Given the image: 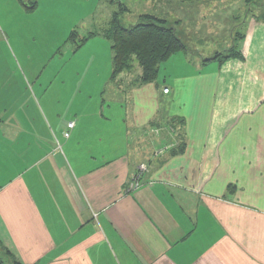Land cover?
Here are the masks:
<instances>
[{
    "label": "crops",
    "instance_id": "crops-1",
    "mask_svg": "<svg viewBox=\"0 0 264 264\" xmlns=\"http://www.w3.org/2000/svg\"><path fill=\"white\" fill-rule=\"evenodd\" d=\"M23 8L0 0V55ZM249 23L241 59L198 60L120 101L111 54L103 68L92 57L84 77L99 80L80 85L85 99L66 120L52 95L29 112L21 73L1 58L0 243L21 264H264V19ZM171 118L185 149L157 155L176 145Z\"/></svg>",
    "mask_w": 264,
    "mask_h": 264
},
{
    "label": "rangeland",
    "instance_id": "rangeland-1",
    "mask_svg": "<svg viewBox=\"0 0 264 264\" xmlns=\"http://www.w3.org/2000/svg\"><path fill=\"white\" fill-rule=\"evenodd\" d=\"M21 1L26 5L33 3L34 8L26 10L22 5L24 8L21 12L11 13V21L15 26L10 25L13 27L11 35L6 34L9 42L7 56L1 54L0 59H13L15 62V67L22 75L24 88L30 95L24 93L25 102L29 104L25 106L29 112L39 102L43 106L42 102L52 95L54 111L65 120L70 116V103L85 99V93L80 92L84 87L80 88V85H95L96 80H99V77H84L91 58L95 57L92 68L100 65L103 68L111 54L109 41L100 35L90 38L79 48L76 45L89 32H99L106 27L112 14L118 11V4H123L119 14L121 26L136 24L140 15H151L163 19L165 22L162 26L173 28L181 39L185 49L176 52L169 58L170 61L168 59L159 65L156 81L162 86L180 80V76L185 77L184 70L196 72L192 64L198 60L200 64L205 63L206 68L212 62L207 58L213 59L217 53L228 54L231 47L239 51L240 36L248 35V30L252 28L249 20L264 19V0ZM0 21L5 26L1 18ZM72 31L77 35L73 38L75 42L68 39ZM168 61L172 67L165 66ZM163 67L168 69L165 80ZM139 73L140 69L135 64L131 72L124 73L121 81L113 83V87L121 93L106 92V98H110L112 93L120 101L122 93L127 94L126 88L132 85ZM206 93L208 102L211 89L206 90ZM169 128L175 138L173 129Z\"/></svg>",
    "mask_w": 264,
    "mask_h": 264
},
{
    "label": "trees",
    "instance_id": "trees-1",
    "mask_svg": "<svg viewBox=\"0 0 264 264\" xmlns=\"http://www.w3.org/2000/svg\"><path fill=\"white\" fill-rule=\"evenodd\" d=\"M19 2L25 6L26 10L34 8L33 3L26 5L21 0ZM122 6L123 4H118V11L112 14L106 27L99 32H89L79 40V44L76 46L79 48L90 38L100 35L110 43L111 73L109 81L114 83L119 80L121 74L131 72L136 64L140 73L133 81L132 86L152 83L157 79L159 65L176 52L184 50L185 47L173 28L162 26L165 21L151 15H140L136 24L128 27L121 26L119 14L123 10ZM75 37H77L76 32L72 31L68 39L75 42L76 40L73 39ZM215 58L222 64L230 58L241 59L242 55L237 49L231 47L228 54L217 53ZM168 125L176 135V145L171 147L168 152L171 155L182 153L185 149V137L181 121L171 118ZM0 264L21 263L0 243Z\"/></svg>",
    "mask_w": 264,
    "mask_h": 264
},
{
    "label": "built area",
    "instance_id": "built-area-1",
    "mask_svg": "<svg viewBox=\"0 0 264 264\" xmlns=\"http://www.w3.org/2000/svg\"><path fill=\"white\" fill-rule=\"evenodd\" d=\"M168 92V89H165L163 91V93H167ZM73 127V123L72 122H69L67 124V131H65L63 133V137L64 138H68L69 135H70V132L69 130ZM172 147V145L170 146H166L160 150H158L156 152L157 155H162L165 151L169 150L170 148ZM146 171V166L145 165H140L139 168H138V171L135 173V175L130 179V181L128 182L127 184V187H126V191L127 192H130L132 190H135L137 189L140 184H141V177L143 175V173Z\"/></svg>",
    "mask_w": 264,
    "mask_h": 264
}]
</instances>
